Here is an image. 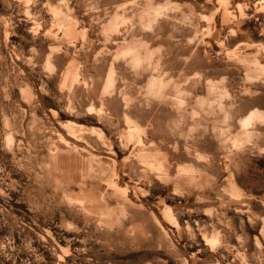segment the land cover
Segmentation results:
<instances>
[{"label":"rangeland","instance_id":"374dc122","mask_svg":"<svg viewBox=\"0 0 264 264\" xmlns=\"http://www.w3.org/2000/svg\"><path fill=\"white\" fill-rule=\"evenodd\" d=\"M0 264H264V0H0Z\"/></svg>","mask_w":264,"mask_h":264}]
</instances>
